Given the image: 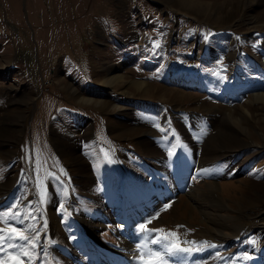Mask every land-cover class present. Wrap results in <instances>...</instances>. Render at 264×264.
Masks as SVG:
<instances>
[{
  "label": "rangeland",
  "instance_id": "1",
  "mask_svg": "<svg viewBox=\"0 0 264 264\" xmlns=\"http://www.w3.org/2000/svg\"><path fill=\"white\" fill-rule=\"evenodd\" d=\"M113 74L122 82L100 83ZM262 94L264 0H0V131L16 129L0 135L1 197L12 182L0 213L17 203L27 214L32 202L38 220L16 226L47 221L43 264H100L81 213L99 219L104 264H141L167 243L138 227L157 212L147 229L198 249L165 253L168 264H264ZM124 186L122 218L95 213Z\"/></svg>",
  "mask_w": 264,
  "mask_h": 264
},
{
  "label": "snow or ice",
  "instance_id": "2",
  "mask_svg": "<svg viewBox=\"0 0 264 264\" xmlns=\"http://www.w3.org/2000/svg\"><path fill=\"white\" fill-rule=\"evenodd\" d=\"M211 35V33H209ZM205 40L208 39V35H205ZM237 40L240 37H236ZM255 47V45H253ZM154 47H159V42H154ZM170 123V121H169ZM154 127L160 129L162 132L164 131L159 124H154ZM175 135V133H173ZM179 140V137H176ZM174 153L171 149L168 151V155L172 156ZM107 156V153L105 154ZM111 163V159L108 160ZM63 173L64 170L61 169ZM49 175H52L49 173ZM40 187V200L39 203H44L46 199V191L44 190L43 185H38ZM67 195V192L65 193ZM19 202V201H18ZM170 203H165L163 205V209H167L170 206ZM32 202H28L29 211L27 214L16 210L17 203L12 204L6 212L0 213V222H6L8 224L7 228H0V253H4L7 249H11V251L7 252V259L0 257V264H33L36 261V264H43V262L39 261V250H40V232L44 227L47 226V221H44V225L42 228H36L34 223L28 224L26 229H22L21 227H17L16 224L23 225L25 219L31 220L33 222L38 220L37 215H33ZM65 209V204L63 202L59 203L58 211H62ZM38 211V210H37ZM159 216V212L155 213L152 217L147 218L144 223L138 225L139 229L144 232H154L159 234L155 239L152 240L153 244H161L162 241H167L166 244H163L164 251H149L147 254V258H145L144 253L138 257L141 264H168L165 259V253L167 255H175L177 252L191 253L198 249L193 248H182L177 239V233L175 231H167L163 228H153L147 229L146 226L151 223V220L156 219ZM23 217V219H22ZM123 227V225H120ZM26 232L28 234H26ZM142 245L138 244L137 248L141 249ZM211 247H216V245H211ZM244 259H251L246 253L244 254Z\"/></svg>",
  "mask_w": 264,
  "mask_h": 264
},
{
  "label": "bare ground",
  "instance_id": "3",
  "mask_svg": "<svg viewBox=\"0 0 264 264\" xmlns=\"http://www.w3.org/2000/svg\"><path fill=\"white\" fill-rule=\"evenodd\" d=\"M109 69V68H108ZM173 76H175V74H173ZM122 79H123V76L122 75H119V74H113V75H105V77H103L102 79H101V81H100V83L102 84V85H105V86H113L115 83H117V82H119V81H121L122 82ZM130 82H133V80L132 81H130ZM133 84H134V86L135 87H137V89H139L140 91L141 90H143L144 88H145V84L143 83V82H133ZM74 87H72V89H73ZM261 96H263V97H261ZM260 96V99L262 98V99H264V94H262ZM259 97V96H258ZM79 99L81 100V102H83V103H88V104H94V105H107V101L105 102L104 100H96V99H92V98H87V97H79ZM114 108L115 109H117V106H114ZM232 116V115H231ZM17 121H20V119L19 118H21V117H23L22 116V112L20 113H17V115H14L13 116ZM19 119V120H18ZM235 120H237V119H235ZM13 121H14V119H13ZM231 123V122H230ZM9 125V124H8ZM16 129L13 127L12 128V126L11 125H9V127H6V129H5V132H2V131H0V135H1V137L3 136V133H4V135H13V134H15V131ZM242 132V131H241ZM232 134V133H231ZM236 134V133H235ZM228 136V135H227ZM91 137H92V135L88 132V131H86V133H85V140H87V141H89L90 139H91ZM225 137V135L223 136V138ZM229 137H230V135H229ZM226 139V138H225ZM232 139H233V137H232ZM236 139V138H235ZM243 145V144H242ZM231 157V156H230ZM228 159H229V157H226L225 159H223L224 161H222V163L221 164H225V163H227L226 161H228ZM232 162V161H231ZM232 163H234V162H232ZM226 167H227V169H226ZM232 169H233V165L232 164H225L224 165V170L222 171V172H232ZM222 170V168L220 169V171ZM8 185V186H7ZM12 186V182L10 181L9 183H7V184H5L4 186H1V188H2V191L4 192V197H1L0 196V207H1V205H3L4 203H6V201H7V199H9V195H10V188H12L11 187ZM7 188V189H6ZM125 190H126V188H125V186H124V188H122V191H121V193H120V197H117V200H113V201H111V200H109L108 198H99L98 197V199H100L102 202L100 203L99 202V204H100V206H104L103 207V209H101V210H97L95 213H97V214H100V215H103L104 216V218H107V219H109V216H111V219H113L114 220V218L115 219H118V218H122L123 217V214H121L122 212H124L125 210V208H124V205H123V202H125L124 201V199L125 200H127L126 198H125ZM0 194H1V192H0ZM2 195V194H1ZM158 197H156L155 199H158L159 198V195H157ZM106 197H108V196H106ZM97 199V200H98ZM99 200V201H100ZM128 201V200H127ZM135 200H132V201H129V204H130V206H132V205H134L135 206ZM132 204V205H131ZM106 208H109L108 210H106ZM124 208V209H123ZM97 209V208H96ZM95 211V210H94ZM52 215V214H51ZM124 215H129V213H124ZM79 216V220L77 221L78 222V224L80 225V226H86V228H87V231L85 230V236H86V233H89L88 234V236H86L89 240V244L88 245H86L87 246V250H94L95 249V251H93L94 253H93V255H92V259H94L96 262H99L100 264H104L101 260H103L102 258H105V260H108V258L107 257H104L102 254H104L105 252H107V248H103V246L101 245V244H99L98 243V241H97V238H96V231H97V229H98V222H99V219L98 218H96V217H92V218H86V216H83L82 215V213L80 214V215H78ZM51 217V216H50ZM100 218V217H99ZM102 218V217H101ZM55 217H51V222H52V226H53V237H54V239L52 238V240H54L53 242H56L57 240H59V239H57L56 237L57 236H60V232H61V234H62V231L58 228V226H57V224H56V222H55ZM230 220V219H229ZM220 235V234H219ZM132 244V243H131ZM131 247V246H130ZM78 248V247H77ZM124 248V247H123ZM109 250V249H108ZM134 250V249H133ZM77 251V249H75V248H71L70 249V252L72 253V257H74V255H75V252ZM88 251V252H89ZM92 251H90V252H92ZM121 252H123L122 250H120ZM114 252V251H113ZM98 253V254H97ZM124 253V252H123ZM55 255V254H54ZM124 257V256H123ZM110 262V261H109ZM124 263H126L125 261L123 262V264ZM68 264H81L80 263V261H69L68 262Z\"/></svg>",
  "mask_w": 264,
  "mask_h": 264
}]
</instances>
